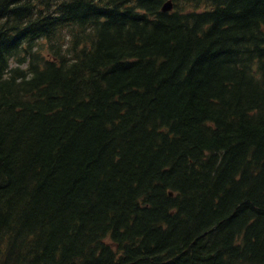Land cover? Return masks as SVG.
<instances>
[{
    "label": "trees",
    "instance_id": "16d2710c",
    "mask_svg": "<svg viewBox=\"0 0 264 264\" xmlns=\"http://www.w3.org/2000/svg\"><path fill=\"white\" fill-rule=\"evenodd\" d=\"M163 1L0 0V264H264V0Z\"/></svg>",
    "mask_w": 264,
    "mask_h": 264
},
{
    "label": "bare ground",
    "instance_id": "6f19581e",
    "mask_svg": "<svg viewBox=\"0 0 264 264\" xmlns=\"http://www.w3.org/2000/svg\"><path fill=\"white\" fill-rule=\"evenodd\" d=\"M0 3H1V2H0ZM187 43H188V42H187ZM188 44H189V43H188ZM188 44H187V45H188ZM198 45H199V44H198ZM194 49H195V48H194ZM187 52H188V51H187ZM182 53H183V51H182ZM196 54H197V53H196ZM197 55H198V54H197ZM189 56H190V55H189ZM195 58H196V57H195ZM201 58H202V57H201ZM205 62H206V61H205ZM192 63H193V62H192ZM199 63H200V62H199ZM207 63H208V62H207ZM161 64H162V63H161ZM196 66H197V65H196ZM149 69H150V68H149ZM159 69H160V68H159ZM124 71H125V70H124ZM151 71H152V70H151ZM124 73H125V72H124ZM143 73H144V72H143ZM156 73H157V72H156ZM196 73H197V72H196ZM149 74H150V73H149ZM198 74H199V73H198ZM202 75H203V74H201V76H202ZM149 77H150V76H149ZM185 77H186V76H185ZM187 78H188V77H187ZM143 79H144V77H143ZM149 79H150V78H149ZM143 81H144V80H143ZM150 81H152V80H150ZM145 82H147V81H145ZM132 83H133V82H132ZM4 84H5V83H4ZM147 84H148V82H147ZM157 85H158V83H157ZM154 86H155V84H154ZM145 87H146V86H145ZM149 87H150V86H149ZM7 88H8V87H7ZM150 89H152V88L150 87ZM85 90H86V89H85ZM90 90H91V89H90ZM87 92H88V91H87ZM83 93H84V92H83ZM101 93H102V92H101ZM141 93H142V92H141ZM104 94H105V93H104ZM128 94H129V93H128ZM145 94H146V93H145ZM84 95H85V94H84ZM141 95H142V94H141ZM92 96H93V95H92ZM94 96H95V95H94ZM85 97H86V95H85ZM183 97H185V96H183ZM89 98H90V97H89ZM149 98H150V97H149ZM96 99H97V98H96ZM82 101H83V100H82ZM84 101H85V100H84ZM79 102H81V101H79ZM135 103H136V102H135ZM80 104H81V103H80ZM138 104H139V102H138ZM78 105H79V104H78ZM85 106H86V105H85ZM141 106H142V105H141ZM143 106H144V105H143ZM135 107H136V106H135ZM135 107H134V108H135ZM138 107H139V106H138ZM142 108H143V107H142ZM145 108H146V107H145ZM79 109H80V108H79ZM77 110H78V108H77ZM127 110H128V109H127ZM133 110H134V109H133ZM82 111H83V110H82ZM124 111H125V110H124ZM129 111H130V110H129ZM77 113H78V112H77ZM80 113H81V112H80ZM135 113L137 114V112H135ZM71 114H72V113H71ZM140 114H141V113H140ZM69 115H70V114H69ZM73 115H74V114H73ZM132 115H133V114H132ZM66 116H67V115H66ZM80 116H81V115H80ZM119 116H120V115H119ZM135 116H136V115H135ZM145 116H146V115H145ZM77 117H78V116H77ZM84 117H85V116H84ZM106 117H108V116H106ZM120 117H121V116H120ZM138 117H139V116H138ZM24 118H26V117H24ZM91 118H92V117H91ZM113 118H114V117H113ZM118 118H119V117H118ZM123 118H124V117H122V119H123ZM132 118H133V117H132ZM86 119H87V118H86ZM106 119H107V118H106ZM115 119H116V118H115ZM143 119H144V118H143ZM143 119H142V120H143ZM67 120H68V119H67ZM91 120H92V119H91ZM93 120H94V119H93ZM133 120H135V119H133ZM145 120H146V119H145ZM88 121H89V120H88ZM107 121H108V120H107ZM143 121H144V120H143ZM83 122H84V121H83ZM101 122H102V121H101ZM114 122H115V121H114ZM131 122H132V121H131ZM145 122H146V121H145ZM80 123H81V122H80ZM45 124H47V122H46ZM66 124H67V123H66ZM87 124H88V123H87ZM89 124H90V123H89ZM91 124H92V123H91ZM107 125H108V124H107ZM128 125H129V124H128ZM68 126H69V125H68ZM85 126H87V125H85ZM94 126H95V125H94ZM100 126H101V125H100ZM80 127H81V126H80ZM91 127H92V126H91ZM137 127H138V126H137ZM47 128H48V127H47ZM45 129H46V128H45ZM98 129H99V128H98ZM141 129H142V128H141ZM81 130H82V129H81ZM89 130H90V129H89ZM94 130H95V129H94ZM101 130H102V129H101ZM101 130H100V131H101ZM112 130H113V129H112ZM18 131H19V130H18ZM37 131H38V130H37ZM62 131H63V129H62ZM95 131H96V130H95ZM155 131H156V130H155ZM45 132H46V131H45ZM71 132H72V131H71ZM76 132H77V131H76ZM91 132H92V131H91ZM87 133H88V132H87ZM100 133H101V132H100ZM40 134H41V133H40ZM64 134H65V133H64ZM74 135H75V133H74ZM161 135H162V134H161ZM63 136H64V135H63ZM70 136H71V135H70ZM96 136H97V135H96ZM103 136H104V135H103ZM140 136H141V135H140ZM51 137H52V136H51ZM76 137H77V136H76ZM42 138H43V137H42ZM101 138H102V137H101ZM62 139H63V138H62ZM75 139H76V138H75ZM103 139H104V138H103ZM49 140H50V139H49ZM55 140H58L57 137H55ZM55 140H54V141H55ZM106 140H108V139H106ZM106 140H104V141H106ZM154 141H155V140H154ZM52 142H53V141H52ZM64 142H65V141H64ZM67 142H68V141H67ZM153 143H154V142H153ZM57 144H58V143H57ZM59 144H60V143H59ZM61 144H62V143H61ZM53 145H54V144H53ZM39 146H40V145H39ZM54 146H55V145H54ZM57 146H58V145H57ZM69 146H70V145H69ZM105 148H106V147H105ZM106 149H107V148H106ZM248 149H249V148H248ZM248 149H247V150H248ZM243 150H244V149H243ZM59 151H60V150H59ZM65 151H66V150H65ZM42 152H43V151H42ZM49 152H50V151H49ZM247 152H248V151H247ZM62 153H64V152L62 151ZM172 153H173V152H172ZM45 154H46V153H45ZM49 154H50V153H49ZM55 154H56V153H55ZM58 154H59V153H58ZM246 154H247V153H246ZM251 154H252V153H251ZM38 155H39V154H38ZM59 155H60V154H59ZM260 155H261V154H260ZM263 155H264V154H263ZM20 156H21V155H20ZM29 156H30V155H29ZM42 156H43V155H42ZM56 156H57V155H56ZM244 156H245V155H244ZM257 156H258V155H257ZM171 157H172V156H171ZM230 157H231V156H230ZM236 157H238V156H236ZM240 157H241V156H240ZM45 158H46V157H45ZM50 158H51V157H50ZM55 158H56V157H55ZM244 158H245V157H244ZM244 158H243V159H244ZM262 158H263V157H262ZM257 159H258V158H257ZM45 160H46V159H45ZM56 160H57V159H56ZM233 160H234V159H233ZM239 160H240V159H239ZM252 160H253V159H252ZM33 161H36V160H33ZM39 161H40V160H39ZM42 162H43V161H42ZM62 162H63V161H62ZM244 162H245V161H244ZM258 162H259V160H258ZM250 163H251V162H250ZM33 164H34V162H33ZM55 164H56V163H55ZM238 164H239V163H238ZM251 165H252V164H251ZM55 166H56V165H55ZM90 166H91V165H90ZM224 166H225V165H224ZM233 166H234V165H233ZM261 166H262V165H261ZM36 167H37V166H36ZM33 168H34V167H33ZM50 168H52V167H50ZM53 168H54V167H53ZM82 168H83V167H82ZM225 168L228 169L227 167H224L223 169L225 170ZM238 168H239V167H238ZM35 169H36V168H35ZM36 170H37V169H36ZM43 170H45V169H43ZM82 170H83V169H82ZM82 170H81V171H82ZM224 170H223V171H224ZM231 170H232V169H231ZM231 170H230V171H231ZM260 170H262V169H260ZM60 171H61V170H60ZM78 171H79V170H78ZM78 171H77V172H78ZM170 171H171V170H170ZM223 171H222V172H223ZM226 171H228V170H225V172H226ZM36 172H37V171H36ZM225 172H224V174H225ZM31 173H32V172H31ZM171 173H172V172H171ZM174 173H175V172H174ZM55 174H56V173H55ZM64 174H65V173H63V175H64ZM88 174H89V173H88ZM189 174H190V173H189ZM224 174H223V175H224ZM69 175H70V174H69ZM72 175H73V173H72ZM180 175H181V174H180ZM228 175H229V173H228ZM6 176H7V175H6ZM55 176H56V175H55ZM64 176H65V175H64ZM64 176H63V178H64ZM87 176H88V175H87ZM90 176H91V175H90ZM90 176H89V179H90ZM224 176H225V175H224ZM38 177H39V176H38ZM41 177H42V176H41ZM187 177H188V175H187ZM189 177H190V176H189ZM66 178H67V177H66ZM70 178H73V177L70 176ZM79 178H80V177H79ZM95 178H96V177H95ZM226 178H227V176H226ZM240 178H241V177H240ZM247 178H249V177H247ZM254 178H255V177H254ZM30 179H31V178H30ZM37 179H38V178H37ZM48 179H49V178H48ZM60 179H61V178H60ZM67 179H68V178H67ZM67 179H65V180H67ZM173 179H174V178H173ZM220 180H222V178H221ZM220 180H219V181H220ZM223 180H224V179H223ZM33 181H35L34 178H33ZM38 181H39V180H38ZM61 181H62V180H61ZM68 181H69V179L67 180V182H68ZM184 181H185V180H184ZM192 181H193V180H192ZM232 181H233V180H232ZM87 182H88V181H87ZM223 182H224V181H223ZM263 182H264V179H263ZM31 183H32V182H31ZM98 183H99V182H98ZM98 183H97V184H98ZM201 183H202V182H201ZM207 183H208V182H207ZM238 183H239V182H238ZM8 184H9V183H8ZM68 184H69V183H68ZM70 184H71V183H70ZM220 184H221V183H220ZM224 184H225V183H224ZM95 185H96V184H95ZM172 185H173V184H172ZM203 185H204V184H203ZM205 185H206V184H205ZM217 185H218V184H217ZM243 185H244V184H243ZM248 185H249V184H248ZM209 186H210V185H209ZM240 186H242V185H240ZM246 186H247V185H245V187H246ZM263 186H264V185H263ZM72 187H73V185H72ZM87 187H89V186H87ZM90 187H91V186H90ZM93 187H94V185H93ZM174 187H175V186H174ZM212 187H213V186H212ZM214 187H215V186H214ZM216 187H217V186H216ZM68 188H69V187H68ZM68 188H67V190H68ZM91 188H92V187H91ZM103 188H104V187H103ZM108 188H109V186H108ZM181 188H182V187H181ZM207 188H209V187L207 186ZM34 189H36V188H34ZM38 189H39V188H38ZM93 189H94V188H93ZM233 189H234V188H233ZM40 190H41V188H40ZM43 190H44V189H43ZM83 190L85 191V189H83ZM215 190H216V189H214V191H215ZM220 190H222V189H220ZM35 191H36V190H35ZM102 191H103V189H102ZM102 191H101V192H102ZM222 191H223V190H222ZM229 191H230V190H229ZM234 191H235V190H234ZM24 192H25V191H24ZM26 192H27V191H26ZM73 192H74V191H73ZM104 192H106V191L104 190ZM107 192H108V191H107ZM206 192H207V191H206ZM227 192H228V191H227ZM230 192H231V191H230ZM230 192H229V193H230ZM118 193H119V192H118ZM214 193H215V192H214ZM222 193H223V192H222ZM29 194H30V193H29ZM72 194H73V193H72ZM74 194H75V193H74ZM236 194H238V193L236 192ZM108 195H109V194H108ZM225 195H226V194L224 193V196H225ZM227 195H228V194H227ZM97 196H98V195H97ZM99 196H100V195H99ZM105 196H106V195H105ZM229 196H230V195H229ZM36 197H37V196H36ZM36 197H35V198H36ZM48 197H49V196H48ZM53 197H54V196H53ZM82 197H83V196H82ZM91 197H93V196H91ZM263 197H264V196H263ZM60 198H61V197H60ZM97 198H98V197H97ZM105 198H106V197H105ZM203 198H204V196H203ZM236 198H238V197H236ZM48 199H49V198H48ZM61 199H62V198H61ZM72 199H73V198H72ZM79 199L81 200V198H79ZM262 199H263V198H262ZM58 200H59V199H58ZM76 200H78V199H76ZM228 200H230V199H228ZM238 200H239V199H238ZM62 201H64V200L62 199ZM62 201H61V202H62ZM65 201H66V200H65ZM69 201H70V200H69ZM78 201H79V200H78ZM85 201H86V200H85ZM225 201H226V200H225ZM232 201H233V200H232ZM260 201H261V200H260ZM55 202H60V201H55ZM55 202H54V203H55ZM71 202H72V201H71ZM93 202H94V201H93ZM159 202H160V201H159ZM37 203H38V202H37ZM46 203H47V202H46ZM67 203H68V201H67ZM77 203H78V202H77ZM77 203H75V204H77ZM79 203H81V202H79ZM231 203H232V202H231ZM30 204H31V203H30ZM56 204H57V203H56ZM92 204L94 205L95 203H92ZM201 204H202V203H201ZM258 204H259V203H258ZM50 205H52V204H50ZM70 205H71V204H70ZM73 205H74V204H73ZM73 205H72V206H73ZM84 205H85V203H84ZM89 205H90V204H89ZM58 206H59V204H58ZM60 206H61V205H60ZM66 206H67V205H65V207H66ZM101 206H102V204H101ZM234 206H235V205H234ZM234 206H233V207H234ZM256 206H257V205H256ZM56 207H57V206H56ZM79 207H80V206H79ZM84 207H85V206H84ZM93 207H94V206H93ZM37 208H38V207H37ZM49 208H50V207H49ZM51 208H52V206H51ZM69 208H70V207H69ZM69 208H68V209H69ZM74 208H75V207H74ZM82 208H83V206H82ZM102 208H103V206H102ZM249 208H250V207H249ZM252 208H253V207H252ZM54 209H55V207H54ZM64 209H65V208H64ZM71 209H72V208H71ZM77 209H78V208H76V210H77ZM95 209H96V207H95ZM98 209H100V208H98ZM110 209H111V208H110ZM238 209H239V208H238ZM254 209H255V208H254ZM52 210H53V209H52ZM74 210H75V209H74ZM102 210H103V209H102ZM233 210H234V209H233ZM49 211H50V210H49ZM54 211H55V210H53V212H54ZM60 211H61V210H60ZM66 211H67V210H66ZM66 211L64 210V212H66ZM98 211H99V210H98ZM98 211H97V212H98ZM254 211H255V210H254ZM11 212H12V211H11ZM34 212H35V211H34ZM42 212H43V211H42ZM57 212H58V211H57ZM70 212H73V211H70ZM78 212H79V211H78ZM108 212H109V211H108ZM12 213H13V212H12ZM21 213H22V212H21ZM26 213H27V212H26ZM29 213H30V212H29ZM46 213H47V211H46ZM46 213H45V214H46ZM59 213H60V212H59ZM85 213H86V212H85ZM263 213H264V212H263ZM42 214H43V213H42ZM45 214H43V215L45 216ZM57 214H58V213H57ZM62 214H63V213H62ZM62 214H61V216H62ZM83 214H84V213H83ZM96 214H97V213H96ZM211 214H212V213H211ZM40 215H41V213H40ZM67 215H68V214H67ZM72 215H73V213H72ZM80 215H82V214H80ZM80 215H79V216H80ZM94 215H95V212H94ZM98 215H99V214H98ZM98 215H97V216H98ZM100 215H101V214H100ZM106 215H107V214H106ZM106 215H105V216H106ZM226 215H227V214H226ZM255 215H256V214H255ZM17 216H18V215H17ZM46 216H47V215H46ZM50 216H52V215L50 214ZM50 216H49V218H50ZM76 216H77V214H76ZM84 216H85V215H84ZM90 216H92V215H90ZM102 216H103V215H102ZM107 216H108V215H107ZM31 217H32V216H31ZM36 217H37V216H36ZM64 217H65V216H64ZM64 217H63V218H64ZM74 217H75V215H74ZM80 217H81V216H80ZM99 217H101V216H98V218H99ZM103 217H104V216H103ZM103 217H102V218H103ZM111 217H112V216H111ZM198 217H200V216H198ZM248 217H249V216H248ZM20 218H21V217H20ZM22 218H23V217H22ZM38 218H39V216H38ZM85 218H86V217H85ZM88 218H89V217H88ZM91 218H92V217H91ZM95 218H96V217H95ZM95 218H94V219H95ZM102 218H101V219H102ZM108 218H109V217H108ZM115 218H116V216H115ZM141 218H142V217H141ZM145 218H146V217H145ZM210 218H211V217H210ZM220 218H221V217H220ZM235 218H236V217H235ZM13 219H14V218H13ZM26 219H27V218H26ZM45 219H46V218H45ZM57 219H58V218H57ZM64 219H65V218H64ZM64 219H63V220H64ZM75 219H76V218H75ZM94 219H92V220L94 221V224H95L96 222H95ZM101 219H100V220H101ZM105 219H106V218H105ZM113 219H114V218H113ZM116 219H117V218H116ZM212 219H214V217H213ZM240 219H241V218H240ZM20 220H21V219H20ZM37 220H38V219H37ZM60 220H61V219H60ZM67 220H68V219H67ZM97 220H99V219H96V221H97ZM120 220H121V219H120ZM196 220H200V218H199V219H196ZM215 220H216V218H215ZM262 220H263V219H262ZM38 221H39V220H38ZM41 221H42V219H41ZM56 221H57V220H56ZM104 221H105V220H104ZM139 221H140V220H139ZM141 221H142V220H141ZM153 221H154V220H153ZM231 221H232V220H231ZM246 221H247V220H246ZM6 222H7V221H6ZM30 222H31V221H30ZM43 222H44V223H43L42 225L45 224V221H43ZM80 222H81V221H80ZM97 222H100V221H97ZM101 222H102V224H103V220H101ZM113 222H114V221H113ZM113 222H112V224H113ZM144 222H145V221H144ZM150 222H151V221H150ZM150 222H149V223H150ZM197 222H198V221H197ZM197 222H196V223H197ZM199 222H200V221H199ZM207 222H208V221H207ZM15 223H16V222H15ZM17 223H18V222H17ZM55 223H56V222H55ZM66 223H67V222H66ZM110 223H111V222H110ZM152 223H153V222H152ZM222 223H223V222H222ZM50 224H51V223H50ZM53 224H54V223H53ZM63 224H64V223H62V225H63ZM71 224H72V223H71ZM71 224H70V225H71ZM88 224L91 225V221L88 222ZM107 224H108V222H107ZM143 224H144V223H143ZM146 224H147V222H146ZM146 224H144L145 227H146ZM197 224H198V223H197ZM233 224H234V223H233ZM236 224H239V222L236 223ZM37 225H38V223H37ZM37 225H36V226H37ZM40 225H41V224H40ZM51 225H52V224H51ZM95 225H96V224H95ZM127 225H128V224H127ZM194 225H195V224H194ZM217 225H218V224H217ZM230 225H231V224H230ZM18 226H19V225H18ZM38 226H39V225H38ZM53 226H54V225H53ZM53 226H52V227H53ZM67 226H69V225L67 224ZM82 226H83V225H82ZM84 226H85V225H84ZM88 226H89V225H88ZM99 226H101V224H99ZM109 226H110V225H109ZM138 226H141V225H138ZM197 226H198V225H197ZM208 226H211V225L209 224ZM218 226H219V225H218ZM218 226H217V227H218ZM231 226H232V225H231ZM231 226H230V227H231ZM1 227H2V226H1ZM21 227H22V226H21ZM26 227H27V226H26ZM41 227L44 228V226H41ZM61 227H63V226H61ZM64 227H65V230H66V226H65V225H64ZM73 227H74V226H73ZM86 227H87V226H86ZM89 227H90V226H89ZM93 227H94V226H93ZM93 227H92V228H93ZM97 227H98V226H97ZM97 227H96V228H97ZM154 227H155V226H154ZM36 228H37V227H36ZM46 228H47V227H46ZM69 228H71V227H69ZM75 228H76V226H75ZM84 228H85V227H84ZM84 228H83V229H84ZM99 228H100V227H99ZM146 228H147V227H146ZM146 228H144V229L146 230ZM202 228H203V226H202ZM205 228H207V227H205ZM205 228H203V230H204ZM209 228H211V227H209ZM215 228H216V227H215ZM250 228H251V227H250ZM44 229H45V228H44ZM62 229L64 230V228H62ZM62 229H61V230H62ZM71 229H72V228H71ZM149 229H150V228H149ZM155 229H156V228H155ZM193 229H194V228H193ZM195 229H196V228H195ZM195 229H194V230H195ZM199 229H200V228H199ZM228 229H229V228H228ZM243 229H244V228H243ZM8 230H9V229H8ZM34 230H35V229H34ZM34 230H33V231H34ZM67 230H68V229H67ZM67 230H66V231H67ZM89 230H90V231L92 230L91 227H90ZM124 230H125V229H124ZM147 230H148V229H147ZM153 230H154V229H153ZM153 230H152V231H153ZM179 230H180V229H179ZM186 230H187V228L185 229V231H186ZM189 230H190V229H189ZM207 230H208V229H207ZM246 230H247V229H246ZM255 230H256V229H255ZM18 231H19V230H18ZM49 231H50V230H49ZM56 231H57V230H56ZM155 231H156V230H155ZM161 231H162V229H161ZM201 231H202V229H201ZM240 231H241V230H240ZM240 231H239V232H240ZM256 231H257V230H256ZM256 231H255V232H256ZM3 232H4V231H3ZM7 232H8V231H7ZM9 232H10V231H9ZM15 232H16V231H15ZM22 232H23V231H22ZM63 232H64V231H63ZM79 232H80V230H79ZM86 232H87V231H86ZM175 232H176V231H175ZM192 232H193V231H192ZM229 232H230V230H229L227 233H229ZM231 232H232V231H231ZM251 232H252V231H251ZM255 232H254V233H255ZM5 233H6V232H5ZM39 233H40V232H39ZM67 233H68V232H67ZM88 233H90V232H88ZM135 233H136V232H135ZM145 233H146V232H145ZM145 233H144V234H145ZM152 233H153V232H152ZM152 233H151V234H152ZM209 233H210V232H209ZM209 233H208V234H209ZM217 233H218V232H217ZM236 233H238V229H236ZM262 233H263V232H262ZM3 234H4V233H3ZM33 234H34V232H33ZM70 234H71V233H70ZM114 234H115V233H114ZM153 234H155V232H154ZM175 234H176V233H175ZM212 234H213V233H212ZM212 234L210 235V237L212 236ZM225 234H226V233H225ZM225 234H224V235H225ZM248 234H249V233H248ZM1 235H2V234H1ZM26 235H27V234H26ZM65 235H66V234H65ZM65 235H64V236H65ZM79 235H80V234H79ZM79 235H78V237H79ZM136 235H137V234H136ZM160 235H161V234H160ZM183 235H186V234L183 233ZM187 235H188V237H189V234H187ZM193 235H194V234L192 233V237H193ZM216 235H217V234H216ZM216 235H214V236H216ZM229 235H230V234H229ZM234 235H235V234H234ZM239 235H240V234H239ZM251 235H252V233H251ZM5 236H6V235H5ZM7 236H8V235H7ZM21 236H22V235H21ZM23 236H25V235L23 234ZM36 236H37V235H36ZM41 236H42V235H41ZM41 236H40V238H41ZM43 236H44V235H43ZM75 236H76V235H75ZM91 236H92V235H91ZM98 236H99V235H98ZM134 236H135V234H134ZM157 236H158V235H157ZM174 236H175V235H174ZM45 237H47V236H45ZM120 237H121V236H120ZM124 237H125V236H124ZM182 237H183V236H182ZM195 237H197V236L195 235ZM206 237H207V235H206ZM212 237H213V236H212ZM223 237H224V236H223ZM22 238H23V237H22ZM38 238H39V237H38ZM90 238H91V237H90ZM139 238H141V236H139ZM143 238H144V237H143ZM155 238H156V237H155ZM160 238H161V237H160ZM165 238H166V237H165ZM190 238H191V237H190ZM250 238H251V237H250ZM11 239H12V238H11ZM52 239H54V238H52ZM71 239H72V238H71ZM76 239H77V238H76ZM125 239H126V237H125ZM173 239H174V238H173ZM182 239H183V238H182ZM182 239H181V241H182ZM186 239H187V238H186ZM198 239H199V238H198ZM209 239L212 240V238H209ZM216 239H217V238H216ZM238 239H239V237H238ZM246 239H247V238H246ZM22 240H23V239H22ZM45 240H46V239H45ZM55 240H56V239H55ZM90 240H91V239H89V241H90ZM120 240H121V239H120ZM133 240H134V239H133ZM138 240H139V239H137V242H138ZM142 240H143V239H142ZM145 240H146V239H145ZM145 240H144V242H145ZM162 240H163V238H162ZM178 240H179V239H177V240L175 239V241H178ZM195 240H196V239H195ZM213 240H214V238H213ZM259 240H260V239H259ZM19 241H20V240H19ZM49 241H50V240H49ZM49 241H48V243H49ZM71 241H72V240H71ZM83 241H84V240H83ZM94 241H95V240H94ZM94 241H93V242H94ZM97 241H98V240H97ZM139 241H140V240H139ZM148 241H149V240H148ZM163 241H164V240H163ZM163 241H162V242H163ZM192 241H194V240L192 239ZM205 241H206V240H205ZM16 242H18V239H17ZM23 242H24V241H23ZM40 242H41V241H40ZM76 242H77V240H76ZM78 242H79V241H78ZM80 242H81V241H80ZM91 242H92V240H91ZM128 242H129V241H128ZM130 242H131V241H130ZM134 242H135V241H134ZM183 242H184V241H183ZM253 242H254V241H253ZM255 242H257V241H255ZM21 243H22V242H21ZM33 243H34V242H33ZM68 243H69V242H68ZM84 243H85V242H84ZM96 243H97V242H96ZM131 243H132V242H131ZM140 243H141V242H140ZM200 243H201V242H200ZM203 243H204V242H203ZM221 243H222V242H221ZM228 243H229V242H228ZM4 244H5V243H4ZM6 244H7V243H6ZM30 244H31V243H30ZM49 244H50V243H49ZM80 244H81V243H80ZM98 244H99V243H98ZM125 244H126V243H125ZM141 244H142V243H141ZM169 244H170V243H169ZM169 244H167V245L169 246ZM180 244H181V242H180ZM180 244H178V245H180ZM196 244H198V243H196ZM17 245H18V244H17ZM37 245H38V244H37ZM57 245H58V243H57ZM82 245H83V244H82ZM88 245H89V244H88ZM101 245H102V244H101ZM118 245H119V244H118ZM126 245H127V244H126ZM136 245H137V244H136ZM162 245H163V244H162ZM204 245H205V244H204ZM214 245H215V243H214ZM225 245H226V244H225ZM39 246H40V245H39ZM53 246H54V245H53ZM91 246H92V245H91ZM105 246H106V245H105ZM105 246H104V247H105ZM163 246L165 247V243H164ZM171 246H172V245H171ZM207 246H208V245H207ZM251 246H252V245H251ZM42 247H43V245H42ZM42 247H41V248H42ZM72 247H73V246H72ZM93 247H94V246H93ZM154 247H155V246H154ZM156 247H157V246H156ZM48 248H49V247H48ZM56 248H57V247H56ZM75 248H76V247H75ZM77 248H78V246H77ZM81 248H82V247H81ZM81 248H80V249H81ZM84 248H85V247H84ZM84 248H82L83 251L85 250ZM89 248H90V247H89ZM125 248H126V247H125ZM125 248H124V249H125ZM215 248H216V247H215ZM220 248H221V247H220ZM42 249H44V248H42ZM46 249H47V248H46ZM82 249H81V250H82ZM94 249H95V248H94ZM97 249H98V248H97ZM124 249H123V250H124ZM168 249H169V248H168ZM210 249H212V248H210ZM216 249H217V248H216ZM238 249H239V248H238ZM25 250H26V249H25ZM52 250H54V249H52ZM95 250H96V249H95ZM125 250H126V249H125ZM200 250H201V249H200ZM204 250H205V249H204ZM206 250H207V249H206ZM230 250H231V249H229V251H230ZM263 250H264V249H263ZM0 251H1V250H0ZM44 251H45V250H44ZM44 251H43V252H44ZM93 251H94V250H93ZM116 251H117V250H116ZM118 251H119V250H118ZM155 251H156V250H155ZM164 251H165V249H164ZM173 251H174V250H173ZM173 251H172V252H173ZM198 251H199V250H198ZM45 252H46V251H45ZM50 252H51V251H50ZM84 252H85V251H84ZM84 252H82V254H83ZM99 252H100V251H99ZM200 252H201V251H200ZM207 252H208V251H207ZM210 252H211V251H210ZM212 252H213V251H212ZM214 252H215V251H214ZM221 252H222V251H221ZM243 252H244V250H243ZM247 252H248V251H247ZM263 252H264V251H263ZM48 253H49V252H48ZM65 253H67V251H66ZM72 253H73V252H72ZM94 253H95V252H94ZM101 253L103 254V252H101ZM108 253H109V251H108ZM150 253H151V252H150ZM177 253H178V252H177ZM202 253H203V252H202ZM219 253H220V252H219ZM222 253H225V252H222ZM239 253H240V252H239ZM6 254H7V253H6ZM44 254H45V253H44ZM44 254H42L43 257H44ZM53 254H54V253H53ZM76 254H77V253H76ZM99 254H100V253H99ZM99 254H98V255H99ZM102 254H101V255H102ZM158 254H159V253H158ZM173 254H174V253H173ZM207 254H208V253H207ZM209 254H210V253H209ZM14 255H15V254H14ZM45 255H46V254H45ZM47 255H48V254H47ZM50 255H51V254H50ZM101 255H100V256H101ZM114 255H115V254H114ZM125 255H126V254H125ZM160 255H161V254H160ZM170 255H171V254H170ZM186 255H188V254H186ZM195 255H196V254H195ZM203 255H204V253H203ZM203 255H202V256H203ZM53 256H54V255H53ZM80 256H81V254H80ZM110 256H111V255H110ZM149 256H150V255H149ZM202 256H201V257H202ZM208 256H209V255H208ZM247 256H249V255H247ZM247 256H246V257H247ZM256 256H257V255H256ZM27 257H28V256H27ZM68 257H69V256H68ZM81 257H82V256H81ZM88 257H89V256H88ZM104 257H105V256H104ZM172 257H173V256H172ZM198 257H200V256H198ZM209 257H210V256H209ZM238 257H239V256H238ZM260 257H261V256H260ZM9 258H10V257H9ZM16 258H17V256H16ZM44 258H45V257H44ZM86 258H87V257H86ZM109 258H110V257H109ZM205 258H206V257H205ZM214 258H215V257H214ZM216 258H217V257H216ZM239 258H240V257H239ZM27 259H28V258H27ZM45 259H46V258H45ZM87 259H88V258H87ZM97 259H98V258H97ZM99 259H100V258H99ZM101 259H102V257H101ZM126 259H127V258H126ZM152 259H153V258H152ZM181 259H182V258H181ZM188 259L190 260V258H188ZM195 259H196V258H195ZM229 259H230V258H229ZM16 260H17V259H16ZM28 260H29V259H28ZM46 260H47V259H46ZM70 260H71V259H70ZM80 260H81V259H80ZM102 260H103V259H102ZM120 260H121V259H120ZM189 260H188V261H189ZM196 260H198V261H196V262H199L200 259H196ZM201 260H202V259H201ZM201 260H200V261H201ZM210 260H211V259H210ZM215 260H216V259H215ZM219 260H220V259H219ZM221 260H222V259H221ZM9 261H10V260H9ZM44 261H45V260H44ZM52 261H53V260H52ZM72 261H73V260H72ZM92 261H93V260H92ZM182 261H184V260H182ZM202 261H204V260H202ZM211 261H212V260H211ZM213 261H214V260H213ZM230 261H231V260H230ZM245 261H246V259H245ZM263 261H264V260H263ZM45 262H46V261H45ZM93 262H94V261H93ZM95 262H96V261H95ZM97 262H99V261H97ZM106 262H107V261H106ZM115 262H116V261H115ZM185 262H186V261H185ZM194 262H195V261H194ZM196 262H195V263H196ZM206 262H207V261H206ZM209 262H210V261H209ZM84 263H85V262H84ZM108 263H109V260H108ZM111 263H112V262H111ZM124 263H125V262H124ZM140 263H141V262H140ZM142 263H143V262H142ZM180 263H181V262H180ZM187 263L189 264V262H187ZM221 263H223V262H221ZM253 263H254V262H253ZM44 264H45V263H44ZM71 264H72V263H71ZM73 264H74V263H73ZM76 264H77V263H76ZM96 264H97V263H96ZM112 264H113V263H112ZM118 264H119V263H118ZM152 264H153V263H152ZM173 264H174V263H173ZM183 264H184V263H183ZM193 264H194V263H193ZM245 264H246V263H245Z\"/></svg>",
    "mask_w": 264,
    "mask_h": 264
},
{
    "label": "water",
    "instance_id": "95a60500",
    "mask_svg": "<svg viewBox=\"0 0 264 264\" xmlns=\"http://www.w3.org/2000/svg\"><path fill=\"white\" fill-rule=\"evenodd\" d=\"M171 9H173V1H172V0H168V1H166V2L164 3V5H163V10H164V11H169V10H171Z\"/></svg>",
    "mask_w": 264,
    "mask_h": 264
}]
</instances>
